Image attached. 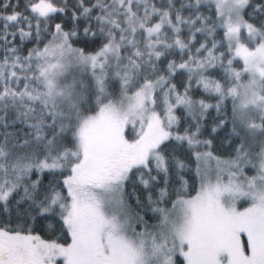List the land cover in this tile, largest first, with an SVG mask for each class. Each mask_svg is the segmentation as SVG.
<instances>
[{
	"label": "snow or ice",
	"instance_id": "snow-or-ice-1",
	"mask_svg": "<svg viewBox=\"0 0 264 264\" xmlns=\"http://www.w3.org/2000/svg\"><path fill=\"white\" fill-rule=\"evenodd\" d=\"M0 264H264V0H0Z\"/></svg>",
	"mask_w": 264,
	"mask_h": 264
}]
</instances>
